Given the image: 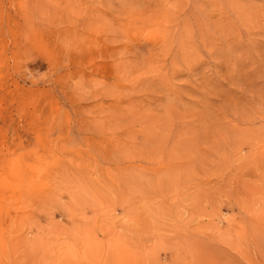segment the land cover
Returning a JSON list of instances; mask_svg holds the SVG:
<instances>
[{
	"label": "rangeland",
	"instance_id": "obj_1",
	"mask_svg": "<svg viewBox=\"0 0 264 264\" xmlns=\"http://www.w3.org/2000/svg\"><path fill=\"white\" fill-rule=\"evenodd\" d=\"M0 264H264V0H0Z\"/></svg>",
	"mask_w": 264,
	"mask_h": 264
}]
</instances>
